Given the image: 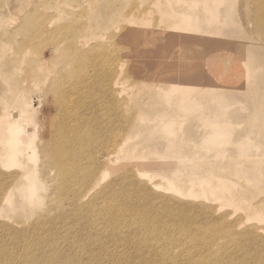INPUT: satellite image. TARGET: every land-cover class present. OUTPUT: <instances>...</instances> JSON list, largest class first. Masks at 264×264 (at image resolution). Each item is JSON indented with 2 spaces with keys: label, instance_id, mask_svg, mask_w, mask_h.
Listing matches in <instances>:
<instances>
[{
  "label": "rangeland",
  "instance_id": "1",
  "mask_svg": "<svg viewBox=\"0 0 264 264\" xmlns=\"http://www.w3.org/2000/svg\"><path fill=\"white\" fill-rule=\"evenodd\" d=\"M200 5L193 6L196 37L179 55L174 36L161 31L175 15L169 0H0V118L17 100L29 104L36 131L53 114L41 101L44 83L23 80L16 63L31 25L50 21L78 32L83 49L95 45V54L108 55L119 81L111 93L95 82V101L78 108L95 107V128H76L67 141L78 152L74 166L95 164V189L76 202L81 214L65 199L87 189L73 167L77 180L68 189L40 182V202L20 191L25 178H0L11 199L0 202V258L13 253L16 264H33L23 254L41 256L32 243L45 236L47 249L56 241L50 253L80 264H264V37L251 34V13L237 0L208 22ZM188 59L192 70L184 73ZM179 66L191 81L189 103L186 84L172 89ZM0 172L19 170L0 164ZM118 207L129 211L116 222L110 215L123 213ZM55 211L63 221L46 223Z\"/></svg>",
  "mask_w": 264,
  "mask_h": 264
},
{
  "label": "bare ground",
  "instance_id": "2",
  "mask_svg": "<svg viewBox=\"0 0 264 264\" xmlns=\"http://www.w3.org/2000/svg\"><path fill=\"white\" fill-rule=\"evenodd\" d=\"M169 1L172 2L175 15L172 21L162 26L161 31L166 34L171 33L174 36L173 45L177 44L175 50L177 54L181 55V53L187 51L188 47H191V42L196 37L195 31L199 28V13L193 7L198 0ZM200 1L201 5L198 6V9L203 10V19L208 22L218 18L221 13L220 6L229 0ZM237 3L240 7L246 6L248 12L251 13V17L248 18L253 24L251 34L264 37V0H237ZM164 6V8H169V6ZM241 18H239L241 21L244 20V18ZM51 24L50 21H45L40 26L31 25L33 34L30 38H27L28 40L23 39L20 42L19 53L23 55L16 59V63L20 69H23V80L44 83L45 90L41 101L43 102L46 99L48 100L47 104H50L49 110L45 106L44 112L51 110L53 114L49 113L46 124L40 122V128L42 129L39 131H36L34 125L29 124L33 121L35 114L33 111L29 112V104L23 101L18 102L17 100L14 103L18 105H15L16 109L2 115L0 118V134L5 136V139L1 143L0 164L7 170L14 169L19 170V172L10 175L0 172V178L6 179V181H14L12 178L17 179V176L25 178L26 184L20 187V191L27 194L29 198L34 197V202H40L42 199L41 195L38 194L39 189L42 187L40 182L46 179L49 182L50 190L59 192L68 189L71 187L70 183L77 180L70 174L71 167H73V170L79 173L80 179L87 187L85 191L78 195L73 192L70 198L68 195L65 197L69 200V204L74 205L79 199H84L90 194L96 185L95 164L88 171L79 166H74V157L78 152L67 144V141L77 131L76 128H95V107L89 112H80L78 108L85 98L95 101V82L102 86L103 91L111 93V85H116L119 81L117 66L114 67L113 62L106 59L108 55L95 54V45L92 49H83L84 39L78 32L74 33L65 26L53 28L54 26H50ZM17 30L20 33L22 32L21 27ZM181 41H186V44L180 45ZM25 45H28L31 50H27ZM214 53L213 55L218 52ZM107 61L109 68L104 70ZM190 63L191 61L189 62L188 59L185 63L184 73L192 70L191 65L187 66ZM118 66H120V63ZM180 67H178L174 76L170 78L172 89L174 91L178 90L182 84H186L187 89L182 99H186L189 103L192 90L188 84L191 81L182 77V74L179 73ZM95 69L101 72L95 75ZM51 98L54 103L53 107L52 101H50ZM71 98L75 103L71 101ZM37 103L41 104L38 101ZM7 105L9 104L5 102L4 107H7ZM35 123L37 126V120ZM64 128H72V131L68 132ZM81 133L83 132H79V135ZM106 159L109 161L115 160L114 155L111 153L106 155ZM40 161L44 163L42 168L37 166ZM46 161L49 164H46ZM28 163L32 164L31 168H28ZM43 188L46 189L44 186ZM5 189L0 183V202L10 203L9 200L11 199L4 192ZM61 201L63 202L62 197ZM81 207L79 203L74 205V215L81 214ZM110 209H116L115 204L110 206ZM50 210L53 209L50 208ZM118 210L123 213L117 214L112 211L114 213L110 215L112 220L116 222L121 220V215L129 211L128 209L124 211L119 207ZM64 217V213L55 211L52 216L47 217L46 223L60 222L63 221ZM142 218L145 219V217ZM41 225L44 226L45 223ZM211 233L213 231L209 229L208 234ZM47 239L44 236L40 238V242L35 240L32 243L33 247L38 248L41 256L29 260L30 258L23 254V262L32 261L33 264H80L79 258L76 259L69 254L50 253L57 245L56 241H53V249H47L44 247V242ZM57 257L62 260L57 261ZM35 260H38V263H34ZM93 261L95 262V259L90 260V264ZM242 261L246 262L245 260ZM0 264H16L13 253L0 258ZM199 264H204L203 258L199 260Z\"/></svg>",
  "mask_w": 264,
  "mask_h": 264
}]
</instances>
